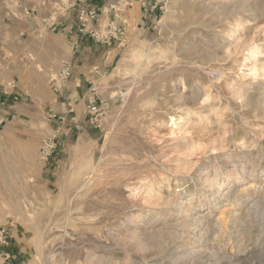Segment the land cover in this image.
<instances>
[{"label":"rangeland","instance_id":"rangeland-1","mask_svg":"<svg viewBox=\"0 0 264 264\" xmlns=\"http://www.w3.org/2000/svg\"><path fill=\"white\" fill-rule=\"evenodd\" d=\"M91 1L0 0V264H264V0Z\"/></svg>","mask_w":264,"mask_h":264},{"label":"crops","instance_id":"crops-1","mask_svg":"<svg viewBox=\"0 0 264 264\" xmlns=\"http://www.w3.org/2000/svg\"><path fill=\"white\" fill-rule=\"evenodd\" d=\"M100 1V2H97ZM111 0H92L91 2H85L84 5L86 6H91V5H96L99 8L108 6V4L110 3ZM103 2V3H102ZM74 3V2H73ZM72 3V4H73ZM101 4H103L101 6ZM78 5V4H77ZM80 6V4L78 5ZM75 10L76 8H73L70 12L72 13V11ZM71 13H69L67 15V20L64 22L66 24V28L65 30H69V32L71 31V29L75 28L76 29V22L75 20L71 19L70 21V16L73 17V13L71 15ZM76 17V16H75ZM102 27V26H101ZM104 27V26H103ZM79 29V28H78ZM79 30H77L78 32ZM83 36L79 35L78 37V42L75 39V43H78V48L80 49L79 51H77V56H76V63H80V66H84L83 68L88 69V59L91 53V49H89L90 47H88V39L84 36L85 34H82ZM77 38V37H76ZM82 75H85L83 72H76L75 68L73 67V77L71 79H73V81H68L64 84H62L59 88L56 89V94H54L55 98L59 101L64 100L65 102L60 103L56 100L53 101L54 104L52 105V107H54L56 109V113L58 115H63L61 117H65L66 118V122L68 124H71L72 122V113L74 112L73 106H72V102H75L79 97H81L82 93H81V84L77 83L80 80H82ZM85 79V78H83ZM84 97H82L83 99ZM65 106V107H64ZM68 114V116H67ZM59 117V116H58Z\"/></svg>","mask_w":264,"mask_h":264},{"label":"built area","instance_id":"built-area-1","mask_svg":"<svg viewBox=\"0 0 264 264\" xmlns=\"http://www.w3.org/2000/svg\"><path fill=\"white\" fill-rule=\"evenodd\" d=\"M66 2H68V0H64ZM81 1V0H78ZM90 1V0H88ZM67 4V3H66ZM68 6H70L68 4ZM71 7V6H70ZM65 9H69V8H65ZM109 10H114L113 6H109ZM99 12L97 9L91 8L89 10L86 9H80L78 11V22H79V32L80 33H87L90 34L92 37L96 38L99 41L108 43L110 36H109V32H107L106 30H104V28H98V30H95V28H93V22L97 21L98 19V15ZM72 74L69 70V67L67 64H62L59 68H58V72H57V79L55 80V89H57L58 87H56V84L58 86H61L62 84L68 82L71 78ZM87 113L90 116V118H92L93 116H96L98 114V107L96 105L95 100L90 99L88 101V107H87ZM61 121H63V119L60 118ZM53 149V145L51 144L50 141H44L41 145L40 148V152H41V157L42 159H45L49 156V154L51 153ZM4 231H0V243L2 242V237H3Z\"/></svg>","mask_w":264,"mask_h":264},{"label":"bare ground","instance_id":"bare-ground-1","mask_svg":"<svg viewBox=\"0 0 264 264\" xmlns=\"http://www.w3.org/2000/svg\"><path fill=\"white\" fill-rule=\"evenodd\" d=\"M144 58H145V56H144ZM139 69V68H138ZM135 76V75H134ZM133 76V77H134ZM173 119V118H172ZM173 122H175V119H173L172 120ZM219 182H217L215 179H211V180H209V183H208V185H210L211 187L212 186H216L217 188H218V186H219V184H218ZM205 185V184H204ZM221 185V184H220Z\"/></svg>","mask_w":264,"mask_h":264}]
</instances>
